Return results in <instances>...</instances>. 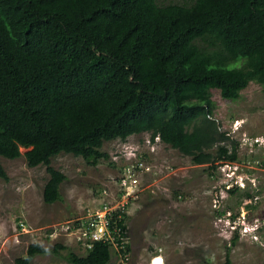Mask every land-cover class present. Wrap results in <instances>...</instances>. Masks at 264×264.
<instances>
[{
    "label": "trees",
    "instance_id": "16d2710c",
    "mask_svg": "<svg viewBox=\"0 0 264 264\" xmlns=\"http://www.w3.org/2000/svg\"><path fill=\"white\" fill-rule=\"evenodd\" d=\"M251 82L264 90V0H0V156L46 166V204L60 199L66 178L52 157L95 164L108 158L104 142L131 134H158L207 170L236 160L237 143L227 144L213 117L212 91L235 100ZM117 214L125 230L124 209L111 220ZM90 220L75 225L89 231L86 253L68 249L64 259L127 260L129 244L91 238ZM231 245L223 264H231ZM48 251L32 242L15 262Z\"/></svg>",
    "mask_w": 264,
    "mask_h": 264
},
{
    "label": "rangeland",
    "instance_id": "374dc122",
    "mask_svg": "<svg viewBox=\"0 0 264 264\" xmlns=\"http://www.w3.org/2000/svg\"><path fill=\"white\" fill-rule=\"evenodd\" d=\"M212 101L227 144L238 146L229 171H235L238 192H229L235 181L230 183L227 169L207 170L206 164L151 140L148 132L104 142L101 150L108 158L95 164L71 153L52 157L50 164L66 176L60 199L52 204L42 197L49 178L45 165L28 167L23 155L0 156L7 175L0 177V264H16L32 242L49 251L35 255L30 264H69L64 259L68 249L84 255L77 221L104 203L112 209L124 203L117 177L124 165L140 162L146 169L137 173L138 189L126 207L129 256L122 261L112 254L108 264H152L157 255L161 264H223L233 241L231 264H264V90L251 82L235 100L213 90ZM55 244L67 248L54 252Z\"/></svg>",
    "mask_w": 264,
    "mask_h": 264
},
{
    "label": "built area",
    "instance_id": "2783aa9c",
    "mask_svg": "<svg viewBox=\"0 0 264 264\" xmlns=\"http://www.w3.org/2000/svg\"><path fill=\"white\" fill-rule=\"evenodd\" d=\"M122 183L125 184L124 181H122ZM120 204L123 205V203H120ZM114 209L110 207V204L104 203L100 205L98 209L94 210L90 216H88V218H91L90 220L91 235L90 236L91 238L96 239V240H103V241L109 240L113 243L115 248L116 247L123 248L125 247V244H126L125 230H122V228L118 226L117 224L118 220L121 218L120 214L116 215V219L111 220ZM78 230L82 231L80 233L81 237H78V241L85 245L86 240L90 239L87 237V232L89 231L87 230V228H83V226H79ZM118 232H121L122 236L120 237L119 241H115L114 233L118 234Z\"/></svg>",
    "mask_w": 264,
    "mask_h": 264
},
{
    "label": "clouds",
    "instance_id": "9594fccd",
    "mask_svg": "<svg viewBox=\"0 0 264 264\" xmlns=\"http://www.w3.org/2000/svg\"><path fill=\"white\" fill-rule=\"evenodd\" d=\"M144 132L150 133V139L151 140L158 139V140L162 141L158 134L155 135L154 137H152L150 131H144ZM141 133H143V132H141ZM138 134H140V133H138ZM131 135H136V134H131ZM131 135H129V136H131ZM129 136H127V137H129ZM125 139H119V140H125ZM114 140H118V139H114ZM163 143H165V142H163ZM165 144H167V143H165ZM261 144L264 145V143H261ZM167 145H169V144H167ZM232 162H234V161L220 160V161L217 162V167H216L217 169H227L226 174L230 175L229 177H230V183L231 184H233V182L237 179L236 177H234L235 171L229 172L231 167L235 166L234 164H232ZM133 164L124 165L122 170L120 171L118 177H117L118 178V182L117 183L120 185L119 190L122 192L121 195L126 197V201H124L123 205L120 204V205L116 206V208L113 210V212L116 209H120L121 208V209H124V211L126 213V207H127L128 201L132 198V195L137 192L136 190L138 189L137 186L139 184L137 173H139V171H142L143 168H145V166L142 164V162H140V163H138L136 165H133ZM122 181H124L125 184H123ZM141 183L143 184V182H141ZM142 184H140L139 188L142 187ZM234 184L237 185L238 182L235 181ZM123 185H125V186H123ZM125 236H126V234H125ZM112 247H114L113 244H112Z\"/></svg>",
    "mask_w": 264,
    "mask_h": 264
},
{
    "label": "bare ground",
    "instance_id": "6f19581e",
    "mask_svg": "<svg viewBox=\"0 0 264 264\" xmlns=\"http://www.w3.org/2000/svg\"><path fill=\"white\" fill-rule=\"evenodd\" d=\"M152 264H161V262H162V259H161V257L160 256H155L153 259H152Z\"/></svg>",
    "mask_w": 264,
    "mask_h": 264
},
{
    "label": "crops",
    "instance_id": "0c3cea01",
    "mask_svg": "<svg viewBox=\"0 0 264 264\" xmlns=\"http://www.w3.org/2000/svg\"><path fill=\"white\" fill-rule=\"evenodd\" d=\"M145 182V181H144Z\"/></svg>",
    "mask_w": 264,
    "mask_h": 264
}]
</instances>
